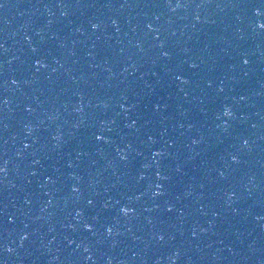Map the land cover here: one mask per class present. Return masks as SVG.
<instances>
[{
    "label": "water",
    "instance_id": "water-1",
    "mask_svg": "<svg viewBox=\"0 0 264 264\" xmlns=\"http://www.w3.org/2000/svg\"><path fill=\"white\" fill-rule=\"evenodd\" d=\"M0 5V264H264V0Z\"/></svg>",
    "mask_w": 264,
    "mask_h": 264
},
{
    "label": "snow or ice",
    "instance_id": "snow-or-ice-1",
    "mask_svg": "<svg viewBox=\"0 0 264 264\" xmlns=\"http://www.w3.org/2000/svg\"><path fill=\"white\" fill-rule=\"evenodd\" d=\"M0 6H3V5H0ZM93 27L95 28V27H97V25L93 24ZM259 27L262 28V29H264V23L259 24ZM164 55L167 56L168 53L165 52ZM242 62H243L244 64H248V63H249L248 59H246V58L243 59ZM36 63L39 64L40 61L37 60ZM192 66L195 67V65H192ZM177 78L179 79V77H177ZM225 115H231V111H230L229 109H225ZM96 139H98V140H102V139H104V137H103L102 135H98V136H96ZM244 143H245V145H246L248 142L245 140ZM156 155H160V153L158 152V153H156ZM121 158H122V159H126L125 156H122ZM232 159L235 161V160L237 159V157L233 155V156H232ZM0 170H2V169H0ZM221 175H223V173H221ZM160 188H161V185H157V190H159ZM121 211L124 212L125 214H127L128 209H127V208H122ZM85 227H86V228H90L91 226L86 224ZM108 231L111 232L112 229L109 228ZM161 239H163V237H161ZM86 250H87V249H86Z\"/></svg>",
    "mask_w": 264,
    "mask_h": 264
}]
</instances>
